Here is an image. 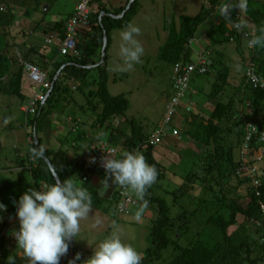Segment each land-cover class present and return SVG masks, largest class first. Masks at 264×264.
Listing matches in <instances>:
<instances>
[{"label":"trees","instance_id":"16d2710c","mask_svg":"<svg viewBox=\"0 0 264 264\" xmlns=\"http://www.w3.org/2000/svg\"><path fill=\"white\" fill-rule=\"evenodd\" d=\"M46 1L0 0V96L20 101V110L24 116L21 124L26 126L28 137L27 154L19 153L15 166L0 169V203L5 205V209L0 211V264H29V261L24 262L26 259L18 257L19 247L14 235L20 225H17L19 219L15 202L30 188L44 189L58 181L40 153L50 159L60 181L70 178L77 182L80 179L81 182L77 183L91 194L92 206L103 208L113 217L112 203L119 199L122 187L116 185L117 189H114L112 195L109 190L102 195L111 200L110 203L105 202L97 192L105 203L103 206L95 197L97 193L91 185V178L98 172L99 162L107 154L92 163L90 153L98 155L100 149L97 142L105 134L110 135L108 142L111 146L123 145V153H138L157 169V180L146 190L143 199L135 194L142 205L146 202L153 209L154 215L157 214L150 227V244L144 252L142 264H264V158L257 163L258 172L248 175L244 174V166L248 164L244 163L242 155L246 123H255L264 131V89L253 87L248 82V68L244 71L242 83H235L233 80L238 74L235 69L234 75V71L231 73L230 70L236 64L232 66L226 62V59L236 62L229 54V44H238L242 32L255 31L256 36L261 35L260 29L264 28V0H243L247 3L243 10L247 11L250 18L243 16L249 23L242 26L240 20V28L228 25L232 21L229 16L211 23L207 29L210 44L205 49L195 46V37L202 23L223 0H203V7L209 4L207 9L196 16L180 15L179 24L175 19L170 22L167 27L168 39L159 51V59L172 68L170 89L160 122L152 127L142 123L141 118L128 116V97L124 93L112 95L108 87V50L112 43L110 34L130 23L136 13L137 0H126L123 7L113 10L108 9L105 0H92L89 4V24L84 25L86 29L81 28L79 31V37L84 34L83 41L78 40L79 55L61 54L59 50L66 38L67 20L74 15V9L55 17L51 15L50 4L45 5ZM17 10H21L22 17L29 11L39 12L40 17L34 21V25L24 23L18 21ZM47 20L52 24L44 23ZM50 34L55 35L53 43L47 41ZM38 35L43 41L37 38ZM105 36L107 44L104 60L100 63ZM194 53L198 55L196 63L192 61ZM251 56L256 64L253 63L255 71L264 75V47H255ZM201 59L205 61V72L200 73L196 68L191 73L189 86L179 97L180 103L174 105L175 112L171 121L165 125L167 134L163 142L152 144L150 136L163 121L173 99L177 98L175 96L179 95L175 87L178 77L175 67L199 64ZM25 63L40 67L51 83L50 88L44 92L47 94L45 102L39 103L35 113L23 109L34 95V89L25 85ZM211 70L215 73L216 81L212 83L210 99L215 107L206 116L204 113L199 114L192 103L183 104L182 99L190 89L192 76L209 73ZM231 77L237 89L230 90V86H227ZM30 87L32 90L28 89ZM227 91L237 93L224 103L220 98ZM239 100L242 103L247 100V108H251L249 112L238 107ZM181 109L186 112L183 116ZM64 112L67 116L63 119ZM55 113L67 125L74 120L78 121L77 116L87 117L83 118L85 121L79 119L82 120L78 125L79 131V128L75 130L69 127L67 137H56L58 145L60 142L63 145L69 137L78 140L79 145L74 143V146L84 151L82 157L68 155L61 144L56 150L52 148V129L49 130V127L55 126ZM122 122L126 125L123 126ZM10 126L14 125L10 123L7 129ZM174 129L178 132L176 136L172 135L174 139L183 141L182 150L178 147V155L192 162V166L194 164L185 175H179L169 167L180 158L175 162L164 161L154 154L157 146L167 143L168 135ZM121 137L124 139L119 142ZM258 145L254 143L255 148ZM88 163L91 166H87ZM253 165V161L249 162V167ZM173 175L181 177L165 187L161 182ZM256 179H259L260 186L255 183ZM114 185L111 183V186ZM167 193L172 194L171 204L180 206L176 218L171 217L172 205L165 198ZM15 224L18 229L12 230ZM232 228L235 229L230 232ZM71 248L70 243L68 252ZM170 249L171 254L164 257V252ZM77 253L80 254L75 245V256ZM82 259L80 257L76 264H82ZM65 264H69V261Z\"/></svg>","mask_w":264,"mask_h":264},{"label":"rangeland","instance_id":"374dc122","mask_svg":"<svg viewBox=\"0 0 264 264\" xmlns=\"http://www.w3.org/2000/svg\"><path fill=\"white\" fill-rule=\"evenodd\" d=\"M76 1L78 0H47L45 5L50 4L51 15L59 17L61 16V13L64 15L66 12L71 11ZM227 2L228 0H223L222 3L218 7H216L215 11H213V13L208 16L206 21L203 22L202 25L199 27V34L207 30L211 23H216L217 17L218 19H221L226 16L220 12V8ZM135 7L136 13L133 15L130 23L138 26L141 30L140 34L135 38L142 45L144 49V54L142 55L139 63H136L131 69H128L127 65L125 64L124 58L120 54L121 44L123 43L120 38V32L124 30L125 27L118 30H114L110 34V36H112V43L108 50V54L110 55L108 61V87L112 95L116 96L124 93L128 97V99L130 100V106L127 111L128 116L136 117L137 119L141 118L142 123L148 125L149 127H152L153 125H157L159 123L161 116L164 113L167 95L170 89L172 68L171 66L167 65L159 59L160 48L166 43L169 36L167 27L173 19L177 21V24H179L180 15L188 14L189 16H196L203 9H207L209 7V4L203 7L202 3L197 0H137ZM16 14L19 15L18 21H22L24 23L29 22L30 24L33 23V25L34 21H36L38 17H40V13L35 11H29L27 15L26 13H24V17H22L21 15V10H17ZM235 15H237V13ZM49 19H51L50 16ZM240 20L242 26L247 23V19L245 18H240ZM18 21H15L16 24H18ZM116 37L118 39L115 44ZM40 39L43 41V38ZM251 48L252 47H249V43L244 40L243 45L241 47V53H237V50L234 49L235 53L231 55L232 59L236 60V62L231 60L229 61L228 59H226V62L229 65L231 64L232 66H234L236 64V66H234L230 70V72L232 73L235 69L236 73L238 74L237 78L233 80L235 81V83L239 82L240 84L243 81L244 71L246 70V68H248L250 62V59L249 57H247V54L249 53V50ZM229 54H231V51L229 52ZM253 59L254 58L252 57V63H254ZM197 60L198 55L194 53L192 55V61L196 63ZM213 74L215 75L212 70L209 73L205 74H194L192 76L193 78L191 79L190 89L187 91L185 97H183L182 99L183 104L192 103L194 108L199 111V114L204 113L206 116H208L210 111H213L215 107V103L210 99L212 83L214 84V82L216 81V79H214ZM234 74L235 71L233 75ZM227 86H230V90L237 89L235 88L237 85L232 82V77L229 79V85ZM28 89H31V87ZM236 93V91H227V94L224 97L222 96L220 100H222L224 103H227V101L231 97H235ZM238 97H241V95H239ZM7 98L0 96V169L3 167L15 166L18 162L17 157H19V153L21 155H25L28 152L27 129L24 124H21L24 120V116L21 113L22 109L20 110L22 104L17 98H9L10 100ZM235 102H237V100H235ZM5 103L10 105L7 106L5 105ZM72 106H75V104H73ZM238 107H241V109H244L246 112H249L251 109L250 107L247 108V100L243 101V103L239 100ZM180 113L183 116L186 112L181 109ZM231 113L236 112L231 111ZM66 116L67 113L63 114V119ZM84 116L85 115H83L82 118H84ZM53 119L55 124V126H53L54 129L51 126L49 127V130L52 129V148L56 150L61 144L60 146H62V149L64 148L65 150H67L68 155L73 156L74 158L82 157L84 155V151L80 148L76 149L75 147L76 145H79L78 140L74 141V138L69 137L68 140H65L63 145L61 142L59 145L56 142V137H67L70 128L75 130L79 128L77 130L79 131L80 127L78 125L81 124L82 120H74L72 123L67 125L66 123H64L65 120L59 118L58 113H55ZM144 120H147V122H144ZM10 123L14 126H10L7 129ZM122 125L124 126L126 124L122 122ZM167 128H169V126H167ZM102 137L103 138L101 139L106 141L110 145V142H108L110 135L105 134ZM168 139H174L172 133L168 135ZM72 140L73 142H71ZM69 142H71L72 144L69 145ZM174 142L180 144L183 141L182 139L177 138V140L174 139ZM74 143H76L75 146ZM165 144L166 143H164L163 145ZM115 146L118 149V155H122L124 151V146ZM166 147L172 149L174 148L171 151H175L176 153L179 151L178 148L172 147L171 145L167 146L166 144ZM164 152H167L166 148L164 149ZM261 153L264 154L262 151ZM62 154H64L63 156L66 157L65 153ZM155 155L157 156V153ZM178 157L180 158V160H178V162L171 163L173 164V166L169 167L173 171L177 172L179 175H185L186 172L191 168L192 162L182 159V156L178 155ZM262 157H264V155H262ZM163 160L170 161L171 159L167 158L166 155H164ZM192 167H194V164ZM5 173L9 175V173ZM179 177L181 176H168V179H166L165 181L163 180V182L161 183H163L164 186L167 187V184H169L173 180L179 179ZM77 182L80 183L81 180L78 179ZM88 185H90V183ZM132 192L134 193V191ZM95 197L97 198V200H99V202H102L98 193L95 195ZM165 198L167 202L172 205V194L167 193ZM179 202L181 203V201ZM101 205L105 206L104 201L101 203ZM179 207L180 206H178L177 204L176 206H171L172 218H176L179 215ZM98 208L99 210L97 215L99 216V223L103 225V229L99 231L105 230V237H107L114 231L113 224L115 223V221L109 214L103 212V208ZM151 209H149V211ZM156 215L157 214L155 213L154 217H151V221H147L145 219L140 221V223L148 225L149 230L152 226V221L154 220ZM93 219L94 218L92 207L91 213L80 221V239H74L73 241L76 247H84V249L87 250V247L85 245H87L89 242L94 241L93 237L95 235V230L92 229L91 225ZM109 219L110 222L108 223ZM240 220L242 221L243 219L240 217ZM116 223L121 224V222ZM17 225L15 224L12 230L18 229ZM84 225L86 226V228L83 227ZM136 226L137 225H135L134 223H131L129 225L126 224V226H123L120 231L121 239L126 243L132 244L137 249L139 248L141 250H146L148 244H150V234H148V232L145 235L140 234ZM234 229L235 228L230 229V232H232ZM102 238L103 237H99L98 239H96L101 242ZM182 243L184 244V239H182ZM20 251L22 250L18 248V253ZM169 251H171V249L164 252V257H167L171 254ZM22 252L20 254L23 257L20 258H23L22 260L26 259L24 262H28V258ZM141 255L142 257L144 256V254Z\"/></svg>","mask_w":264,"mask_h":264},{"label":"clouds","instance_id":"9594fccd","mask_svg":"<svg viewBox=\"0 0 264 264\" xmlns=\"http://www.w3.org/2000/svg\"><path fill=\"white\" fill-rule=\"evenodd\" d=\"M79 1L75 2L74 9ZM197 1L202 3L203 0ZM245 12L249 16L247 11ZM140 31L138 26L129 23L120 32L123 41L120 54L128 69L139 63L144 54L142 45L135 38ZM260 32L261 35L250 40L249 47H264V28H261ZM243 41L241 39L238 42L239 47H242ZM253 51L249 50L247 54L250 59L249 64L252 63ZM253 66L255 67L254 64ZM248 123L252 122H247L246 126ZM261 151L264 153V144L261 145ZM92 163H95V160ZM102 167L113 184L131 189L140 199H143L146 190L156 182L158 176L157 169L148 164L142 155L134 152H124L121 158L106 155L102 158ZM102 184L105 189L109 187L107 180L102 181ZM130 194L138 200V204L130 207L128 212L119 211L117 204L116 210L122 216H129L141 205L143 207L135 213V220L140 222L143 208L147 204L145 202L142 205L135 194L131 192ZM117 200L119 202V199ZM15 203L20 227L14 236L19 248L28 258L29 264H60L61 257L68 253L70 243L74 239H80V221L92 210L91 194L70 178L47 185L44 189L30 188ZM4 209L5 205L0 203V211ZM113 220L116 221V218ZM113 229L109 236L94 247L93 254L82 264H142L143 257L140 251L121 239L118 225L114 224ZM69 253V264H76L80 260V254L77 253L76 256L74 254V259L71 260L72 248Z\"/></svg>","mask_w":264,"mask_h":264},{"label":"built area","instance_id":"2783aa9c","mask_svg":"<svg viewBox=\"0 0 264 264\" xmlns=\"http://www.w3.org/2000/svg\"><path fill=\"white\" fill-rule=\"evenodd\" d=\"M91 1L92 0H80L74 9V15L67 20L66 38L63 39L62 45L59 46L61 54L79 55V31L81 30L82 26L89 24V4L91 3ZM246 5V1L243 0H228V2L220 8V12L223 15L232 18V21L228 23L230 27L240 28V18L246 15L245 10H243ZM236 13L237 15H233ZM254 37H256L255 31H247L242 32L241 39L249 43L250 40ZM47 41L53 43L55 41V35L50 34L47 38ZM232 41H235V39L232 38ZM254 48L255 47H252L250 50H254ZM198 63L199 64H190L188 66L177 65L175 67V72L178 76L175 87L178 90L179 95L175 96L177 98L173 99L168 111L164 114L165 116L163 121L150 136L149 141L152 144L157 145L163 142V137L167 134L165 125L166 123L171 121V117L175 112L174 105L180 103L179 97L185 93L187 87L189 86L191 73L196 68H198V71L200 73L205 72V61L201 59ZM24 67L26 70V86H31L34 89V95L33 98L23 106V109L26 112L30 111L31 113H35L39 106V103L45 102L47 94H45L44 92L45 90H48L50 88L51 83L48 79L46 72L42 71L40 67L31 63H25ZM247 75L248 82L252 84L253 87H260L261 89H264V77L255 71L252 63L248 65ZM171 133L174 136L178 134L176 129L172 130ZM254 143L259 144L258 148H255ZM262 144H264V131L260 130L257 124L248 123L245 128L244 142L242 146V155H244L243 160L245 164H248L244 166V174L250 175L252 174V172H258L257 163L261 162L264 158L262 157L263 154L261 153ZM97 146L100 149L98 155H95V152H91L90 161L99 160L100 157L104 154L116 156L119 153L118 149L115 146L109 145L106 141L102 139L97 142ZM251 161L255 163L253 167H249V162ZM88 165H90V163H88L87 166ZM255 183L257 184V186H260L261 184L259 179H256ZM119 194V211L128 212V209L130 207L136 206L138 204V200L130 194L129 189L122 188ZM60 261L61 264H65V262L70 261V253L68 252L65 256H62Z\"/></svg>","mask_w":264,"mask_h":264},{"label":"crops","instance_id":"0c3cea01","mask_svg":"<svg viewBox=\"0 0 264 264\" xmlns=\"http://www.w3.org/2000/svg\"><path fill=\"white\" fill-rule=\"evenodd\" d=\"M108 4H106L107 6H108V9H110V10H113V9H117V8H121V7H123L124 5H125V3H126V0H105ZM74 6H75V4H74ZM74 6H73V9H74ZM73 9H72V11H73ZM217 22H218V17H217ZM46 23H49L50 25L52 24V22L50 21V20H47V22ZM247 23H249V21L247 22ZM39 36V35H38ZM38 36H37V38H38ZM83 37H84V34H83V36H80L79 37V39H80V41H83ZM39 38H41V37H39ZM117 37H116V39H115V44H116V42H117ZM40 41H42L41 39H39ZM194 43H195V46L197 47V48H199V49H205V47L207 46V45H209L210 44V39H209V37H208V35H207V30H205V31H203L201 34H199L198 33V35L195 37V41H194ZM234 49L235 50H237V53H239L238 52V50H241V47H239V45L236 43V42H231L230 44H229V52L231 51V55H233V53H235V51H234ZM247 57H249L248 55H247ZM70 118H73V117H70ZM77 118L78 119H83L82 118V116H77ZM84 118H87V117H85L84 116ZM182 117L180 116V119H181ZM84 121L86 120V119H83ZM160 122V121H159ZM126 127V126H125ZM124 138L123 137H121L120 139H119V142H121L122 140H123ZM167 146L168 145H171L172 147L174 146V147H176V148H181V150H182V142L180 143V144H178L177 142L175 143L174 142V139L172 140V139H169V140H167ZM166 144L165 145H160V146H157L156 148H155V150H154V154H156L157 153V156H156V158H158V159H163L164 158V155H166V157L167 158H169V159H171V161H173V162H175V160H177V159H179V157H178V152L176 153L175 151H171V150H173L172 148H167L166 147ZM177 144V145H176ZM118 146H120V145H118ZM160 147H163L164 149L166 148V150H167V152H164V149L163 148H160ZM170 149V150H169ZM121 156L122 155H118V156H113V157H115V158H121ZM97 174H99L98 176H97V174L96 175H94L92 178H91V185H92V187L95 189V191L96 192H98L99 193V195H101V197H103L102 195H104V193L106 192V190H109V192H110V194L112 195V193L117 189V187H115L116 185H114V186H111V181L109 180V178H108V176L106 175V172H105V169L102 167V161L101 162H99V164H98V172H96ZM100 178V179H99ZM105 180H107L108 181V183H109V187H108V189H105L104 187H103V184H102V181H105ZM115 189V190H114ZM130 192H131V190H130ZM132 193V192H131ZM104 198V197H103ZM104 200H105V202H109L110 203V201L111 200H109L108 198H104ZM109 203H108V207H109ZM117 204H118V200L116 199V200H113V203H112V208H113V210H114V215H113V213H110L111 215H113V217L114 218H116V221H115V225H118V227H120L119 228V230L121 231V229H122V227L123 226H126V224H131V223H134L135 225H137L136 227H137V229H138V231L140 232V234H142V235H145L147 232H148V234H149V231H150V229L148 230V228H149V226L148 225H145L144 223H140V222H137L136 220H135V213L137 212V211H139L140 209H141V207H143V206H139V207H137V208H135L133 211H132V213L133 214H131V215H129V216H125V215H120V214H118V212H117V210H116V208H117ZM93 207V206H92ZM149 209H151V207H148V206H146V207H144L143 208V213H142V218H141V220L140 221H142V220H147V221H151V217L153 218L154 217V212H153V209H151L150 211H149ZM96 210V211H95ZM98 210H99V208H96V207H93V220H92V222H91V225H92V229L93 230H95V235H94V241L93 242H89L87 245H85L86 247H87V250L86 249H84V247L83 248H78L79 249V252H80V257H82L83 259V261H85V260H87L92 254H93V251H94V247L95 246H97L98 244H99V240H97L99 237H103L101 240H103V239H105L106 237H105V230H103V231H99V230H102L103 229V225L102 224H100L99 223V216L97 215V213H98ZM103 212H105V211H103ZM112 217V216H111ZM112 217V218H113ZM110 222V219H109V221H108V223ZM116 222H121V224H119V223H116ZM113 224V225H114ZM18 225H19V223H18ZM140 226V227H139ZM83 227H85L86 228V226L84 225ZM97 238V239H96ZM96 239V240H95ZM74 241V240H73ZM96 241V242H95ZM139 249V248H138ZM139 251H140V253L141 254H143L144 253V250H141V249H139ZM22 251H20L19 253H18V256L19 257H23L20 253H21ZM23 253V252H22ZM87 253V254H86ZM27 261H29V260H27Z\"/></svg>","mask_w":264,"mask_h":264},{"label":"water","instance_id":"95a60500","mask_svg":"<svg viewBox=\"0 0 264 264\" xmlns=\"http://www.w3.org/2000/svg\"><path fill=\"white\" fill-rule=\"evenodd\" d=\"M131 2H133V0H131ZM128 7H129V6H128ZM128 7H127V9H128ZM125 12H126V10L123 12L122 15H124ZM122 15H121V16H122ZM106 44H107V37L105 36V42H104V44H103V48H102L103 54H102V58H101V60H100V63L104 60V54H105ZM100 63H97L96 65H99ZM50 91H51V90H50ZM50 91L48 92V94L50 93ZM34 134H35V136H37V135H36V132H35ZM38 151H39V150H38ZM40 156H41V158H43L45 161H47V162L49 163V165H50V167H51V170L53 171L54 175L56 176V179H57L58 181H60V180H59V177H58V175H57V173H56V171H55V169H54V167H53V165H52V163H51V161H50V159H49L48 157H46L45 155H43L42 153L40 154ZM71 246H72V256H71V260H72V259H74V243H73V241L71 242Z\"/></svg>","mask_w":264,"mask_h":264}]
</instances>
